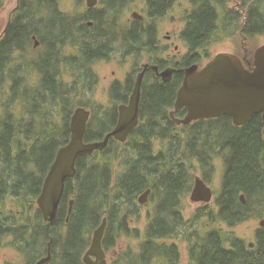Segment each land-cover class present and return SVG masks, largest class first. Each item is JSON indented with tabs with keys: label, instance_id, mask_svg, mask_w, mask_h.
<instances>
[{
	"label": "trees",
	"instance_id": "trees-1",
	"mask_svg": "<svg viewBox=\"0 0 264 264\" xmlns=\"http://www.w3.org/2000/svg\"><path fill=\"white\" fill-rule=\"evenodd\" d=\"M135 1L100 0L102 9L72 15L60 9V0H22L15 10L0 40V245L12 237L9 245L22 250L29 264L44 257L48 247L54 264H84L82 255L102 219L108 217L104 246L111 250L129 232L139 196L151 188L155 208L145 239L138 250L119 253L111 264H180L176 240L188 244L189 264H264V227L257 230L253 248L232 230L264 218L262 114L243 125H235L228 115L177 125L170 112L184 72L164 82L149 71L143 83L140 124L127 141L111 138L104 150L79 156L53 226L40 209L34 211L56 153L70 139L74 109L91 110L86 142L102 140L117 124L116 107L86 101L98 84L94 63L124 48L137 59L146 53L149 62L165 66L155 56L157 20L177 0H144V19L124 24L121 14ZM189 1L194 10L186 15L182 33L189 50L183 66L207 55L201 51L220 30L219 20L234 12H228V0ZM242 31L264 35V0L250 6ZM70 46L75 51L68 54ZM140 69H134L126 82L112 84L113 102L133 88V74ZM186 112L177 115L184 117ZM217 159L224 171L214 206L200 207L187 218L184 201L195 174L199 171L210 183L216 177Z\"/></svg>",
	"mask_w": 264,
	"mask_h": 264
},
{
	"label": "water",
	"instance_id": "water-1",
	"mask_svg": "<svg viewBox=\"0 0 264 264\" xmlns=\"http://www.w3.org/2000/svg\"><path fill=\"white\" fill-rule=\"evenodd\" d=\"M97 3L98 0H87L89 7H94ZM132 16L135 19H144V16L137 11L133 12ZM39 44V40L36 39L35 45ZM253 65V69H248L238 55L222 52L201 68L198 63L185 67L184 80L177 92L174 109L170 112L171 117L178 124H189L200 119L228 115L235 125H243L253 115L261 113L264 125V45L256 49ZM149 67L156 70L164 82L170 81L176 71L174 68H167L159 72L157 65L144 64L143 70L137 76L129 104L119 106L118 122L102 140L85 141L91 111L83 106L75 109L71 116L70 139L58 149L37 199L44 220L51 226L57 221L66 180L74 177L77 172L76 163L79 156L92 155L95 151L104 150L111 137L120 142H126L130 133L138 126L142 84ZM183 108L187 110L186 116L183 119L175 118V113ZM150 193L149 188L139 196V202L146 203ZM213 195L212 187L200 175H197L191 200L209 203ZM240 198L242 202L246 201L244 194H241ZM72 206L73 200L69 212L72 211ZM107 226L108 218L105 216L94 231L91 244L84 254L85 264H99L100 260L106 257L103 238ZM260 227H264V218L260 219ZM249 246L254 247L255 243L250 242ZM51 261L52 256L49 252L36 264H49Z\"/></svg>",
	"mask_w": 264,
	"mask_h": 264
},
{
	"label": "rangeland",
	"instance_id": "rangeland-1",
	"mask_svg": "<svg viewBox=\"0 0 264 264\" xmlns=\"http://www.w3.org/2000/svg\"><path fill=\"white\" fill-rule=\"evenodd\" d=\"M21 1L22 0H4L3 4L1 5L0 39L1 36L3 35L4 29L6 28V26L10 21L11 13L17 9ZM254 1H258V0H228L227 3L228 9L234 12L228 13L225 19L222 18V20H219L220 30H218V32L216 33L217 35L213 37V39L210 42L211 44L207 47V49L201 51L203 55L206 54L207 55L203 57L200 61L195 62L200 65V68L205 66L212 58H214L217 54L222 52L234 53L242 59L243 58L247 59V62L248 61L252 62L254 60L253 54H255L256 49L264 45V35L248 36L247 34H244L242 31V28L246 22L244 15L246 14L250 6L254 3ZM146 7H147L146 2L144 0H136L134 3L128 6L126 10L121 14V21L124 24H129L131 21L130 19H134L132 16V13L134 11L139 12L143 16L144 14L146 15ZM193 8L194 7L189 0H179L175 3L174 7L167 13L166 16L159 18L157 20L160 45L159 48L155 51V56L159 57V59L161 58L167 59L169 58V56L172 59H175V57L179 59L182 58L185 54H187L188 48L185 42L180 40V34L182 30L185 29L184 28L185 23L183 22V18H185L189 12L194 10ZM60 9L63 12L72 15L76 13H85L88 9L87 0H81V1L60 0ZM232 21L233 24L231 25ZM222 22L225 24L223 29L221 28V26H223ZM222 31L225 33H223ZM167 35L168 36L171 35L172 38L168 40L166 38ZM35 44H34L35 47H38L40 45L39 44L38 46H36ZM123 49L124 48L119 50L117 54L116 53L114 54L113 52L108 60H99L98 62L94 63V70L98 76V84L96 85L93 96L91 95L87 96L86 101H91V99H93L94 103L102 104L105 108H107L106 104L111 105L110 102L112 98L110 97L111 95L110 88L112 84L115 81L126 82L129 75L134 71V69L136 68L140 69L143 67L144 64L146 63L149 64L148 56L146 53L142 56V58L140 57L139 59H137L133 54L124 53ZM73 51L75 50L71 46L67 47L68 54L72 53ZM139 73L136 72L133 74L135 82H136L135 79H137ZM67 79L71 80L69 76L67 77ZM0 113H1V109H0ZM155 147L156 150L161 149V144L159 141H156ZM215 164H216V175H215L216 177L209 183L214 189V197L220 188L221 178L224 171V164L220 159H217ZM116 170H119L118 166H116ZM197 175L202 176L199 171L198 173L195 174V177ZM194 183H195V179H194ZM191 192L192 191H190L188 195H186L184 201V213L187 218L192 217L198 208L205 205L203 202L192 201ZM37 199H36V207L34 208V211L36 210V208L39 209ZM137 203H138L137 214L132 215L130 218L129 232L127 233L124 232L120 236V239L116 247L110 250L106 264H111L114 261V259L118 257L119 253L129 248L133 250H138L141 242L145 239V232H146L145 228L147 227V224L149 222L150 215L154 211L155 203L151 201V195H149V200L146 203H140L139 199ZM210 203H211L210 205L214 206V200L211 201ZM9 206L10 204L8 205V207ZM224 228L225 230H229V228L226 225H224ZM259 228H260V219L255 218L238 225L232 230L235 232V234L238 237L245 240L247 245H249L250 242L255 243L256 232ZM92 236L93 233L91 235V241H92ZM12 240H13L12 237H6L3 243L0 245V264H29L28 257L23 253L22 250L21 251L17 250L14 246L9 245V243ZM173 242L174 241L172 240L168 241V243L170 244ZM176 242L179 246L181 253L180 264H189L188 244L186 242L179 240H176Z\"/></svg>",
	"mask_w": 264,
	"mask_h": 264
},
{
	"label": "flooded vegetation",
	"instance_id": "flooded-vegetation-1",
	"mask_svg": "<svg viewBox=\"0 0 264 264\" xmlns=\"http://www.w3.org/2000/svg\"><path fill=\"white\" fill-rule=\"evenodd\" d=\"M177 1H179V0H177ZM176 1V2H177ZM259 2H262V0H258ZM100 5V6H99ZM99 6V7H98ZM146 6H147V4H146ZM87 7H88V9H102V6H101V4H100V0H98V3H97V5L96 6H94V7H89L88 5H87ZM174 7V6H173ZM172 7V8H173ZM171 8V9H172ZM170 9V10H171ZM169 10V11H170ZM146 11H147V7H146ZM168 11V12H169ZM248 11V10H247ZM14 12L15 11H13L12 13H11V17H10V20H11V18H12V16L14 15ZM87 12V11H86ZM85 12V13H86ZM135 12V11H134ZM167 12V13H168ZM238 13V12H237ZM147 14V13H146ZM167 15V14H166ZM245 16V19L247 20V12H246V14L244 15ZM144 17H145V14H144ZM186 18V17H185ZM185 18H183V22L185 23V27L184 28H186V20H185ZM131 21H130V25H132L133 24V21L132 20H135V18L134 19H130ZM9 23H10V21H9ZM8 23V24H9ZM88 25L89 26H92L93 25V21H89L88 22ZM8 26V25H7ZM7 26H6V28H7ZM6 28L4 29V32H3V35H4V33H5V30H6ZM185 29H183L182 30V32H181V34H180V40L181 41H183V42H185L184 40H183V38H182V33H183V31H184ZM3 35L1 36V38L3 37ZM166 38L168 39V40H170L171 38H172V36L171 35H167L166 36ZM1 40V39H0ZM156 42H157V45H160V37H159V29H157V35H156ZM119 51H115L114 52V54L116 53H118ZM188 52H189V50H188ZM188 52H187V54H188ZM187 54H185L182 58H176L175 57V59H172L170 56H169V58H165V59H163V58H161V60L164 62V64H165V66L163 67V68H161L160 67V65L159 64H154V63H151V62H149V65H157L158 66V71L159 72H161V71H163V70H165V69H167V68H174V69H176V71H174V73H173V76H172V79H173V77H174V75L176 74V73H178V72H184V68L185 67H187V66H183L182 64H183V60H184V57L187 55ZM242 59V58H241ZM242 61H243V63H244V66L246 67V68H248V69H253V62H254V60L252 61V62H247V59H245V58H243L242 59ZM192 65V64H191ZM172 66V67H171ZM190 66V65H189ZM143 70V67L140 69V71L139 72H141ZM149 71H154V73H155V75L157 76V77H160L161 79H163L162 78V76L160 75V74H158V72L156 71V70H154V69H152L151 67H149L147 70H146V73H145V76H144V80H145V77H146V75H147V73L149 72ZM138 72V73H139ZM184 74H185V72H184ZM164 81V80H163ZM115 82H117V81H115ZM143 83H144V81H143ZM134 86H135V84H134ZM134 86H133V88L128 92V94L126 95V94H124V96H123V98L122 99H118L117 101H112L111 100V105H108V104H106L105 106L106 107H109V108H113V107H116L117 108V110H118V119H119V106L121 105V104H125V105H128L129 104V102H130V98H131V95H132V93H133V89H134ZM142 94H143V84H142V92H141V99H142ZM141 99H140V104H141ZM109 103V104H110ZM86 108V107H85ZM88 109V108H87ZM183 109H185V108H183ZM182 109V110H183ZM90 110V109H89ZM181 110V111H182ZM91 111V110H90ZM187 111V110H186ZM180 112V111H179ZM179 112H176L175 113V118H180V119H183L185 116H186V114H187V112H186V114H185V116L184 117H179L178 115H177V113H179ZM171 115V114H170ZM91 117V116H90ZM172 118V117H171ZM173 119V118H172ZM90 120V119H89ZM174 120V119H173ZM175 121V120H174ZM118 122V121H117ZM176 122V121H175ZM177 123V122H176ZM139 124H140V122H139ZM139 124H138V126H139ZM177 125H182V124H178L177 123ZM113 130V129H112ZM111 130V131H112ZM110 132V131H109ZM108 132V133H109ZM108 133H106V135L108 134ZM105 135V136H106ZM111 138H113V137H111ZM110 138V139H111ZM115 139V138H114ZM202 177V176H201ZM203 178V177H202ZM204 179V178H203ZM208 185H210L209 183H208ZM211 186V185H210ZM193 187H194V185H193ZM212 187V186H211ZM149 189V188H148ZM151 189V188H150ZM212 189H213V187H212ZM192 190H193V188H192ZM191 190V191H192ZM151 193H152V189H151ZM151 193H150V195H151ZM213 194H214V189H213ZM215 197H216V195H215ZM215 197H214V195H213V199H212V201L214 200V202H215ZM149 200V199H148ZM246 202V201H245ZM205 205L204 206H206V205H209V204H211L210 202L209 203H205V202H203ZM203 207V206H202ZM108 218V217H107ZM262 219V218H261ZM108 224H109V221H108ZM107 228H108V226H107ZM106 231H107V229H106ZM105 235H106V232H105ZM104 239H105V237H104ZM104 239H103V248H104V250H105V253H106V257L105 258H102L101 260H100V262H99V264H106V262H107V258H108V256H109V252H110V250H106V248H105V246H104ZM250 247V246H249ZM250 248H253V247H250ZM86 252V251H85ZM39 260V259H38ZM37 260V261H38ZM34 264H36V263H34ZM49 264H54V262H50Z\"/></svg>",
	"mask_w": 264,
	"mask_h": 264
},
{
	"label": "bare ground",
	"instance_id": "bare-ground-1",
	"mask_svg": "<svg viewBox=\"0 0 264 264\" xmlns=\"http://www.w3.org/2000/svg\"><path fill=\"white\" fill-rule=\"evenodd\" d=\"M255 2V1H254ZM227 3H228V1H227ZM49 7V6H48ZM221 7V6H220ZM52 8V7H51ZM193 11V10H192ZM228 12H229V9H228ZM236 12V11H235ZM235 14V13H234ZM164 17V16H163ZM223 18V17H222ZM236 20V19H235ZM229 21H230V19H229ZM225 22V21H224ZM227 22V21H226ZM228 23V22H227ZM230 23V22H229ZM218 24V23H217ZM233 24V21H232V23H231V25ZM220 25V24H219ZM225 25V24H224ZM218 26V25H217ZM224 27H222V29H223ZM225 29H227V28H225ZM225 31V30H224ZM223 32V31H222ZM227 32V31H226ZM223 33H225V32H223ZM216 35V34H215ZM226 36V35H225ZM254 55V54H253ZM254 59V58H253ZM172 67V66H171ZM5 79V78H4ZM5 82V81H4ZM3 83V82H2ZM4 84V83H3ZM115 126V125H114ZM71 130V129H70ZM191 151V150H190ZM19 171V170H18ZM49 172V171H48ZM48 172H47V174H48ZM18 174V173H17ZM20 174V173H19ZM25 177V176H24ZM44 184V183H43ZM42 188H43V186H42ZM41 191H42V189H41ZM41 193V192H40ZM40 195V194H39ZM241 199V198H240ZM244 204V203H243ZM250 212V211H249ZM254 214V213H253ZM252 214V215H253ZM146 229V228H145ZM96 230V229H95ZM94 230V231H95ZM94 231H93V233H94ZM105 237V236H104ZM104 239V238H103ZM88 250V249H87ZM86 250V251H87ZM51 253V251H50V248H48V252H47V254L45 255V256H47L48 255V253ZM85 254V253H84ZM211 254V253H210ZM44 256V257H45ZM51 256H52V258H53V255H52V253H51ZM212 256V255H211ZM83 257H84V255L82 256V259H83ZM210 257V256H209ZM215 257V256H214ZM43 258V257H42ZM37 262V261H36ZM209 262V261H208ZM83 263H84V261H83ZM85 264V263H84ZM218 264V263H217Z\"/></svg>",
	"mask_w": 264,
	"mask_h": 264
}]
</instances>
